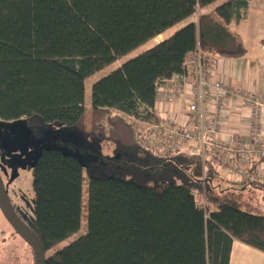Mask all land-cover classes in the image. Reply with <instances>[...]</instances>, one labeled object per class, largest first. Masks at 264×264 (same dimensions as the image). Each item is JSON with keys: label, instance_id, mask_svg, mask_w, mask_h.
<instances>
[{"label": "trees", "instance_id": "trees-1", "mask_svg": "<svg viewBox=\"0 0 264 264\" xmlns=\"http://www.w3.org/2000/svg\"><path fill=\"white\" fill-rule=\"evenodd\" d=\"M218 1L0 0V119L25 120L34 137L87 128L114 155L85 167L46 147L33 160L30 227L44 264H229L234 240L264 252V212L217 197L213 162L139 148L122 116L148 119L155 89L197 48L245 53L226 25L246 19L250 0ZM197 10L207 11L187 23ZM184 22L93 82L85 104L91 75ZM85 177V232L58 248L82 227Z\"/></svg>", "mask_w": 264, "mask_h": 264}, {"label": "built area", "instance_id": "built-area-1", "mask_svg": "<svg viewBox=\"0 0 264 264\" xmlns=\"http://www.w3.org/2000/svg\"><path fill=\"white\" fill-rule=\"evenodd\" d=\"M210 58L197 48L180 71L155 89L154 106L148 119L122 114L134 132L139 148L163 158L171 154L197 153L202 161L223 156L222 163L237 181H255L251 164L264 157V139L259 127L261 106L255 93L237 90L213 78ZM250 108V135L221 137L222 123L231 109Z\"/></svg>", "mask_w": 264, "mask_h": 264}, {"label": "rangeland", "instance_id": "rangeland-1", "mask_svg": "<svg viewBox=\"0 0 264 264\" xmlns=\"http://www.w3.org/2000/svg\"><path fill=\"white\" fill-rule=\"evenodd\" d=\"M224 1L225 0H219L218 4ZM253 1L260 4L262 3L261 0ZM206 11L207 10H197L196 13L186 22L197 21L199 14L205 13ZM252 12L254 11L252 10ZM261 14H263V11H261ZM186 22L167 30L165 33L152 39L146 45L140 47L130 55L119 59L113 65H109L91 75L85 82V104L89 105L90 103V87L93 82L109 74L128 58L166 38ZM263 25L264 22L262 21L261 15L255 13L240 25L231 27V30L235 31L241 37V40L243 39L245 49L248 50L247 52L256 54L258 51H262L261 48L263 44L260 42V39H262L261 35L264 33ZM226 28L230 29L228 25H226ZM262 55L264 56L263 51ZM259 92L261 95L264 94V79L260 80ZM113 112L115 111L110 110V113ZM46 147L72 153L81 160L85 167L92 161L100 160L103 162L106 158L114 157L112 146L100 144L90 139L88 137L87 128L71 130L66 128L60 129L47 127L42 131L40 136L34 137L30 128L26 125L25 120L19 119L15 121H6L0 119V175L3 182L7 184V192L12 204L15 206L20 217L28 225L32 224L34 213V197L31 186L32 164L40 150ZM86 186L87 178L85 177L82 205V227L76 234L61 242L58 245V248L68 244L85 232L87 206ZM207 186L214 189L215 194L218 195L219 192L222 193V196L227 197L244 210L253 213L264 212V201L262 200L263 189L261 188L248 190L244 185H231L230 183L218 184L210 181H207ZM233 190L240 191L234 192ZM1 231L5 232V236L9 233L7 230V223L0 212V233ZM11 242L13 241L8 243L7 241H4V243L7 244L3 245L4 247L1 248L3 242L2 236L0 235V264H7L3 261V253L16 264H19L18 262H20V264H34V259L30 260V257L32 256L28 251H25V246L20 248L18 245L15 246L16 243L13 246L8 245ZM12 253L15 254L14 257H12ZM10 254L11 256H9Z\"/></svg>", "mask_w": 264, "mask_h": 264}, {"label": "crops", "instance_id": "crops-1", "mask_svg": "<svg viewBox=\"0 0 264 264\" xmlns=\"http://www.w3.org/2000/svg\"><path fill=\"white\" fill-rule=\"evenodd\" d=\"M261 2L260 4L253 0L249 1L245 20L256 13L261 15L262 21L264 22V0H261ZM252 10L254 12H252ZM261 11H263V14H261ZM245 20L236 25H228L230 27V29L228 28L229 31L238 36L240 40L241 37L235 31H232L231 27H236ZM261 38L260 42L263 44L261 49L264 52V33L261 35ZM241 42L245 48L243 39ZM247 51L248 50L245 49V53L239 57H226L213 52H208L209 55H207L210 58V69L212 70L213 78H218L237 90H246L257 95L261 104L258 114L259 127L261 128L262 137L264 139V94L261 95L259 92L260 80L264 79V56L262 55V51H258L256 54H251ZM251 111L252 109L249 107L231 109L226 114L225 119H223L221 137L227 139L247 138L250 135V125L252 123ZM222 160L223 156L221 155V157L215 156L214 160L211 161L213 162L215 170L218 172V178H216L214 182L218 184L230 183L231 185H244L248 190L261 188L263 189L262 200L264 201V157L252 163L249 168V173L256 179L255 181H237L233 174L229 173L228 169L224 167ZM206 163L208 164V162ZM233 191L239 192L240 190ZM217 197H223L222 193L219 192ZM229 264H264V252L234 240L230 250Z\"/></svg>", "mask_w": 264, "mask_h": 264}, {"label": "water", "instance_id": "water-1", "mask_svg": "<svg viewBox=\"0 0 264 264\" xmlns=\"http://www.w3.org/2000/svg\"><path fill=\"white\" fill-rule=\"evenodd\" d=\"M0 211L5 219L10 223L18 235L30 246L33 256L34 264H44L45 253L39 239L35 237L32 231L22 222L14 211L5 184L0 175Z\"/></svg>", "mask_w": 264, "mask_h": 264}, {"label": "flooded vegetation", "instance_id": "flooded-vegetation-1", "mask_svg": "<svg viewBox=\"0 0 264 264\" xmlns=\"http://www.w3.org/2000/svg\"><path fill=\"white\" fill-rule=\"evenodd\" d=\"M5 184V183H4ZM5 188H6V191L8 190V188H7V184H5ZM8 193V192H7ZM9 196V195H8ZM9 199H10V197H9ZM10 202H11V200H10ZM11 205H12V207H13V209H14V211L16 212V214L18 215V217L22 220V222L24 223V224H26V226H28V228L31 230V227H30V225H28L27 223H25V221L20 217V215L18 214V212L16 211V209H15V206L12 204V202H11ZM1 212V211H0ZM2 214V213H1ZM3 216V215H2ZM3 218H4V220H5V222L7 223V230L9 231V233H8V235H4V231H1V233H0V235L2 236V244H1V248H3L4 246L3 245H5V244H7L8 242H10V241H13V242H11V243H9L8 245H14L15 243V246L16 245H18L20 248L22 247V246H25L26 247V249H25V251H28V253L32 256V257H30V260H33L34 259V256H33V252H32V250H31V248H30V246L18 235V233L13 229V227L10 225V223L5 219V217L3 216ZM32 231V230H31ZM33 233V232H32ZM4 241L6 242L7 241V243H4ZM7 246V245H6ZM3 256H4V258H3V261L4 262H6L7 264H16V263H14V262H12V260L11 259H9L8 257H6L5 256V254L3 253ZM9 256H11V254L9 255ZM15 256V254H13L12 253V257H14ZM19 264H20V262H18Z\"/></svg>", "mask_w": 264, "mask_h": 264}, {"label": "bare ground", "instance_id": "bare-ground-1", "mask_svg": "<svg viewBox=\"0 0 264 264\" xmlns=\"http://www.w3.org/2000/svg\"><path fill=\"white\" fill-rule=\"evenodd\" d=\"M197 46H199V45H197Z\"/></svg>", "mask_w": 264, "mask_h": 264}]
</instances>
